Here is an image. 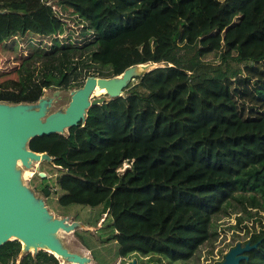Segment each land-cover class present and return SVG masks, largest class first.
<instances>
[{
  "label": "trees",
  "instance_id": "obj_1",
  "mask_svg": "<svg viewBox=\"0 0 264 264\" xmlns=\"http://www.w3.org/2000/svg\"><path fill=\"white\" fill-rule=\"evenodd\" d=\"M0 10L6 11L0 13V57L14 61L0 70V101L35 102L52 86L79 87L87 76L109 78L132 65L163 64L134 77L122 97L89 108L84 123L67 135L37 136L28 144L54 158L41 170L83 182L85 188L60 206L97 197L102 207L89 223L113 206L115 225H106L109 233L100 229L105 252L117 226L123 234L115 248L122 255L138 249L156 252L159 264L186 261L196 244L210 238L205 231L212 216L227 213L233 201L247 214L248 208L264 211V0H0ZM175 76L184 77L189 94L220 100L236 118V129L223 123L195 129L178 93L159 95L156 89ZM124 163L130 165L121 171ZM160 168L167 169L170 184H146V174ZM36 177L35 188L48 187L46 177ZM136 190L149 200L170 205L178 196L184 202L186 215L175 218L171 235L147 237L150 247L141 231L149 233L155 224L141 201L119 207L125 193ZM171 214L160 207L162 227ZM123 220L130 222L129 234ZM258 222L249 238L257 246L240 264H264V223ZM75 233L86 245L83 234ZM129 240L138 247L128 246ZM103 250L95 252L98 264ZM19 251L16 240L3 244L0 264H15ZM49 262L57 264L39 251L19 264Z\"/></svg>",
  "mask_w": 264,
  "mask_h": 264
},
{
  "label": "rangeland",
  "instance_id": "obj_2",
  "mask_svg": "<svg viewBox=\"0 0 264 264\" xmlns=\"http://www.w3.org/2000/svg\"><path fill=\"white\" fill-rule=\"evenodd\" d=\"M13 62L14 61L12 60V58H9L7 60L6 56H1L0 70L9 69L12 66ZM159 66H163V64L161 63L159 64ZM165 77L166 76H164V79ZM184 82L185 79L181 76H175L171 78L168 77L167 80L164 81V88L162 87L163 84L160 83L158 84L156 89L159 92V95H162L163 93L164 95L172 96L175 93H178L179 99H181L183 105H187L186 107L191 109V113L186 114V117L188 122L191 121L190 123H192V125H195V129L203 128L206 126H216L220 125L221 123L226 125V129L232 128V131L236 129V125L234 123L236 121V118L231 116L229 109H226L224 105L220 103V100H216L214 98H211L210 96L201 93H196V96L189 94L187 90H183L182 88ZM75 88L77 87L61 88L57 86H52L46 88L44 90L45 92H43L45 94L44 96L50 97L53 91H60V98L54 97L51 104L48 106L49 113L63 109L71 97V91ZM100 93L104 92L96 91L95 95H99ZM191 97H194L196 102L189 103ZM165 105L166 103H162V106L159 107H165ZM68 132L69 129L65 130L64 133ZM42 163L39 164V170L46 174L45 182L50 188L49 195L45 197L41 194L42 190L35 188V182L39 181L37 177L34 179L36 175H39L38 172H35L36 168L30 170H21L22 178L24 180L23 183L27 187L32 189L36 195L42 196L44 198L45 204L55 216L67 217L70 219V221H79L84 225H90L93 227V230L91 232L90 230L83 229L75 230L76 232H80L83 234V237L86 240V245L81 241V236L76 234L75 231L72 233L61 232L59 234V238L67 245L70 250H79L84 255L89 256L91 258V263L88 264H98L99 260L97 258H100V256L98 254H95V252L98 249L103 250L99 238V235H101L100 229H102L105 233H109L111 230H109V226L106 227V225H109L110 223L115 225L116 223L115 214L112 212L113 206H111L110 209L106 211V213L102 214V218L98 219L96 223L94 221L92 223L87 222L93 220V215H96L102 207V200H98L96 202L97 197L95 196H89V202H86L81 205L71 204L64 207L60 206L64 199L74 197L77 194L79 190L78 187L85 188L83 186V182H80L76 179H73L71 181L69 177L66 178V174H63L60 171L41 170ZM129 165L130 164L128 163H124L123 167L121 168V171ZM36 166H38V164ZM166 173L167 169L165 168H160L156 171H150L146 174L144 181L146 184L162 183L163 181H168V183L170 184L171 180ZM120 201V203L122 204H120L119 207H128L129 205H133L134 202L141 201V205H139L141 211L143 212V214L146 213L147 216L150 218V221L155 224V228L150 230L149 233L146 230L141 231L143 237H139L143 241L144 245H149V247L151 242L147 240V237L153 236L154 238H156V240H159L160 237H165L166 235L170 236L172 232L171 227L174 225L175 218L178 215H186L180 208L181 205L184 204V202H180L181 200L180 197L178 198V196L173 197L171 199V204L169 205L168 202L164 200H149L148 195L144 194V192L140 190H136L126 192L125 195L120 199ZM178 202L180 203L178 204ZM94 203L95 205H93ZM114 203L116 204L118 203V201H113V205ZM232 204H235L234 207H228L229 209L227 213H221L212 216V225L208 228L207 231H205L207 233V237L208 234L210 235V233H212L209 239H204L201 244H196L193 249V254L189 255L186 261L172 262L171 264H215L221 261L224 254L237 243L243 245L246 242H249L251 234L254 231H258L259 229L260 224L258 222V219H262V223H264V211L248 208L251 214H247L242 211V207H240L237 202L233 201ZM160 207L170 208L172 212L169 220L167 221L164 227L159 224ZM254 212L256 213L252 214ZM123 221V225L126 229L127 225H129L130 222L127 220ZM114 232L118 235L115 240L109 241L106 243V245H104L105 248L108 249L111 247V249L109 250V252H105L103 250V264H128L133 260H135L137 264L159 263V261H157V258L159 259V255H155L156 252L151 254H143L139 252L138 249H133L131 253L125 256L122 255L120 250H116L115 245L117 244V241H120V237H122L123 233L118 229L117 226L116 228H114ZM125 232L129 234L127 229ZM127 245H137L135 247H138L137 243L130 240ZM151 248L154 249L153 251L156 250L154 246H152ZM118 249H120V247ZM38 252L39 251H37L36 254ZM29 254L32 255V257L36 255L33 252H30ZM25 255L27 254H21L20 251V253H18L15 259V264H19ZM53 257L56 259L57 264H70L64 262L62 259L54 255ZM162 261L163 264H168L166 260L162 259ZM49 264L54 263L49 262Z\"/></svg>",
  "mask_w": 264,
  "mask_h": 264
},
{
  "label": "water",
  "instance_id": "obj_3",
  "mask_svg": "<svg viewBox=\"0 0 264 264\" xmlns=\"http://www.w3.org/2000/svg\"><path fill=\"white\" fill-rule=\"evenodd\" d=\"M4 12L0 10V13ZM159 64L147 62L132 65L120 75L109 78L87 76L81 86L71 91L66 106L51 113L48 106L54 97L60 98L59 90L53 91L50 97L43 93L35 102L0 101V247L8 241L16 240L21 244V254L44 251L51 255L58 254V258L66 263H91V258L81 251L70 250L60 240L59 234L72 233L76 229L91 232L93 227L79 221H70L67 217L55 216L45 204L44 198L23 183L16 162L19 160L26 168L31 166L32 160H39V164L52 163L54 158L47 152H35L29 148L31 139L52 133L67 135L65 130L84 123L89 108L122 97L124 89L134 77L159 67ZM97 88H104L105 92L95 95ZM39 164L35 172L45 177L46 174L39 170ZM49 193V187H44L41 192L45 197ZM256 246L257 243H237L216 264H240L242 260L248 259L245 253ZM30 247L33 249L30 250ZM128 264H136V261Z\"/></svg>",
  "mask_w": 264,
  "mask_h": 264
},
{
  "label": "bare ground",
  "instance_id": "obj_4",
  "mask_svg": "<svg viewBox=\"0 0 264 264\" xmlns=\"http://www.w3.org/2000/svg\"><path fill=\"white\" fill-rule=\"evenodd\" d=\"M96 91H103V92H105V89L104 88H102V89H99V88H97L96 89ZM95 91V92H96ZM16 163H18L17 165H18V169H19V171H20V174H21V178H22V172H21V170L22 169H26V170H30V169H34V168H37V164H39V160H32L31 161V166L29 167V168H26L25 166H23L22 164H20L19 163V160H17V162ZM23 179V178H22ZM65 233H71V231L70 232H65ZM61 240V239H60ZM62 241V240H61ZM63 242V241H62ZM64 243V242H63ZM24 244V243H23ZM30 250H32L33 249V247H30L29 248ZM54 253V252H53ZM54 255L55 256H57V257H60L58 254H56V253H54ZM73 264H75V263H73Z\"/></svg>",
  "mask_w": 264,
  "mask_h": 264
},
{
  "label": "flooded vegetation",
  "instance_id": "obj_5",
  "mask_svg": "<svg viewBox=\"0 0 264 264\" xmlns=\"http://www.w3.org/2000/svg\"><path fill=\"white\" fill-rule=\"evenodd\" d=\"M223 259V258H222ZM137 264V263H136ZM150 264H159V263H150Z\"/></svg>",
  "mask_w": 264,
  "mask_h": 264
}]
</instances>
